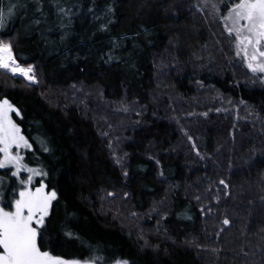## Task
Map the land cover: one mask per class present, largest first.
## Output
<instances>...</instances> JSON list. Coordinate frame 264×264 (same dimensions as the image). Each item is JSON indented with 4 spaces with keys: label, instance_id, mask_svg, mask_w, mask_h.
I'll list each match as a JSON object with an SVG mask.
<instances>
[{
    "label": "trees",
    "instance_id": "1",
    "mask_svg": "<svg viewBox=\"0 0 264 264\" xmlns=\"http://www.w3.org/2000/svg\"><path fill=\"white\" fill-rule=\"evenodd\" d=\"M21 2L0 36L39 84L0 70V99L52 149L34 142L26 158L59 197L44 250L100 264H264V86L220 16L200 0H58L73 13L61 29L53 0H42L46 22ZM10 173L0 170L5 192L18 187Z\"/></svg>",
    "mask_w": 264,
    "mask_h": 264
},
{
    "label": "snow or ice",
    "instance_id": "2",
    "mask_svg": "<svg viewBox=\"0 0 264 264\" xmlns=\"http://www.w3.org/2000/svg\"><path fill=\"white\" fill-rule=\"evenodd\" d=\"M34 3L35 11L45 17L44 22H46L42 0H34ZM205 3L207 4V0ZM221 3L226 14L220 13L221 4L213 3L211 7L223 21L227 35L232 38L235 56L241 58L248 71L256 76L259 83L264 86V0H230L229 3H223L221 0ZM53 6L56 10L55 14L60 19L59 27L61 29L69 27L73 15L72 9L62 6L58 0H53ZM22 7L27 8V3H22L21 0H17L16 3L9 2L7 5L0 3V29L9 23ZM88 11L94 10L89 9ZM108 12L112 13L114 9L109 7ZM65 19L68 21L67 24L64 23ZM41 22L40 19L34 21L36 25ZM48 30L52 31L51 28ZM101 30L107 31V26H102ZM68 36L69 33L64 32L60 39L67 40ZM113 45L114 47L120 46L115 41ZM118 59L119 57H114L109 53L106 63ZM0 70L22 77L30 85L39 84L35 66L21 64L13 51L12 43L3 39H0ZM255 82L254 80L253 83ZM14 115L20 119L23 118L20 108L11 100L0 99V169L9 167L14 169L10 175L18 182V187L9 188L5 192L4 181L0 179V264H100L103 259L100 256H90L82 261L66 259L61 255H54L49 250H44L42 245L48 236L47 224L50 223L53 203L59 199L58 192L55 188L49 189L43 179L38 185L34 184L37 177L46 178L48 172L42 167H29L24 162L25 157L21 155V152L32 150L34 142L40 145L43 152H51L52 149L43 137L30 141L20 124L13 119ZM203 115L208 114L203 113ZM188 139L195 148V141L192 137L189 136ZM196 154L204 159L198 149ZM127 155V153L124 154L125 157ZM115 163L123 170V158L115 157ZM156 163L159 164V160H156ZM22 173H26V177L22 178ZM123 175L127 177V171H123ZM163 175L161 171L160 176ZM219 183L226 189L228 188L224 180H220ZM108 195L114 196V193H108ZM196 199L199 200V197ZM203 211L204 209H201V212ZM187 218L191 219L190 216ZM229 223L228 219L223 220L224 225H229ZM65 235L73 237L75 233L66 231ZM76 238L79 239L78 236ZM113 264H132V262L120 258L116 259Z\"/></svg>",
    "mask_w": 264,
    "mask_h": 264
},
{
    "label": "rangeland",
    "instance_id": "3",
    "mask_svg": "<svg viewBox=\"0 0 264 264\" xmlns=\"http://www.w3.org/2000/svg\"><path fill=\"white\" fill-rule=\"evenodd\" d=\"M197 1V0H196ZM213 1L214 0H207V4L205 3V0H200V2H201V4L204 6V8H206V9H210V10H212V8H210L211 7V5H212V3H213ZM204 8H202V9H204ZM205 9V10H206ZM223 14H226L225 12L223 13ZM219 22L221 23V26H222V28H223V30H224V32H225V29H224V26H223V21L220 19V17H219ZM226 33V32H225ZM226 38L228 39V41H229V44H230V50L231 51H233L234 52V54H235V49H234V47H233V44H232V38L231 37H229L228 35H227V33H226ZM0 39H3L4 41H6V42H8L9 40H7V39H5V38H3V37H1L0 36ZM235 59H237L238 60V62L240 63V65L242 66L241 68L245 71V73L247 74V76L250 78V82L251 83H253V81L255 80L256 82L255 83H259V80L257 79V77L256 76H254L251 72H249L248 71V69L244 66V64L242 63V60H241V58H238V57H236L235 56ZM238 64V63H237ZM3 71V70H2ZM5 72V71H4ZM8 73V72H7ZM10 74V73H9ZM16 77H18V78H22V77H19V76H16ZM25 80V79H24ZM26 81V80H25ZM28 84H29V82L28 81H26ZM254 84V83H253ZM33 85H37V84H33ZM228 105H230V104H228ZM242 108V107H241ZM241 108H237V111H239V109H241ZM227 109H231L230 108V106L227 108ZM247 110V109H246ZM245 110V111H246ZM13 119H14V116H13ZM14 151H15V149H14ZM28 151H30V150H26V151H22L21 152V155H23L24 157H25V160H24V162L29 166V167H39V166H31V165H29L28 163H27V161H26V158H27V152ZM6 169H10L11 171L12 170H14V169H12V168H6ZM44 169V168H43ZM0 170H3V169H0ZM26 173H22L21 174V176H22V178H24V177H26ZM47 178V177H46ZM46 178H41V177H37L36 178V180H35V182H34V184L35 185H38L39 184V182H40V180L41 179H43V181H44V183H46L47 184V182H46ZM83 261V260H82ZM113 264V263H112Z\"/></svg>",
    "mask_w": 264,
    "mask_h": 264
}]
</instances>
